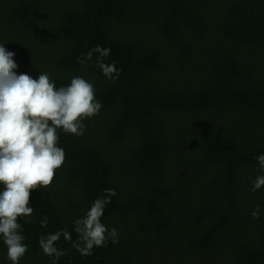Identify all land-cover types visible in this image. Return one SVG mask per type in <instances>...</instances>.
<instances>
[{
	"label": "trees",
	"instance_id": "trees-1",
	"mask_svg": "<svg viewBox=\"0 0 264 264\" xmlns=\"http://www.w3.org/2000/svg\"><path fill=\"white\" fill-rule=\"evenodd\" d=\"M0 42L18 74L48 72L57 87L83 76L102 104L83 136L61 131L66 161L31 193L20 264H52L40 236L75 240L73 222L110 186L102 222L119 242L82 257L61 237L58 264H264V187L252 191L264 174V0H0ZM97 45L118 79L98 53L78 63ZM6 253L0 240V264Z\"/></svg>",
	"mask_w": 264,
	"mask_h": 264
},
{
	"label": "clouds",
	"instance_id": "clouds-1",
	"mask_svg": "<svg viewBox=\"0 0 264 264\" xmlns=\"http://www.w3.org/2000/svg\"><path fill=\"white\" fill-rule=\"evenodd\" d=\"M94 53L99 54L97 65L106 78L118 79L121 70L115 62L108 64L104 58L111 49L100 45L77 57L78 63L86 64ZM16 53L9 51L0 42V240L6 247V258L11 264H20L28 251L23 235L24 223H30L34 213L31 193L49 188L66 161V152L60 146L61 131L67 135L81 137L86 131L84 121L100 113L101 102L96 98L95 86L83 76H74L70 83L57 87L48 72H40L33 78L27 73H17L19 67L14 60ZM259 170L264 173V153L255 157ZM117 182L133 184L131 177ZM134 185V184H133ZM264 187V174L257 175L252 182V191ZM89 191L88 178L82 185V195ZM117 193L113 186L97 197L85 214L73 223L75 240L67 229L42 235L39 246L44 255L58 264L67 255L65 249L57 247L63 239L76 249L82 257L94 254L97 247H105L110 241L119 242V230L102 222L106 206ZM252 219L260 218V205L251 212ZM48 218L41 219L46 227Z\"/></svg>",
	"mask_w": 264,
	"mask_h": 264
}]
</instances>
